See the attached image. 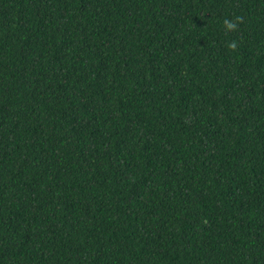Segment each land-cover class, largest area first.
Instances as JSON below:
<instances>
[{"label":"trees","instance_id":"trees-1","mask_svg":"<svg viewBox=\"0 0 264 264\" xmlns=\"http://www.w3.org/2000/svg\"><path fill=\"white\" fill-rule=\"evenodd\" d=\"M0 264H264V0H0Z\"/></svg>","mask_w":264,"mask_h":264},{"label":"clouds","instance_id":"clouds-1","mask_svg":"<svg viewBox=\"0 0 264 264\" xmlns=\"http://www.w3.org/2000/svg\"><path fill=\"white\" fill-rule=\"evenodd\" d=\"M225 25H226V27L229 28V29L235 27V24H234V23H230V22H228V21H225Z\"/></svg>","mask_w":264,"mask_h":264}]
</instances>
